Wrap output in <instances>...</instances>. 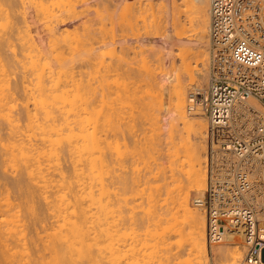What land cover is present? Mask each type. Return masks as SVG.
Instances as JSON below:
<instances>
[{
	"label": "bare ground",
	"instance_id": "1",
	"mask_svg": "<svg viewBox=\"0 0 264 264\" xmlns=\"http://www.w3.org/2000/svg\"><path fill=\"white\" fill-rule=\"evenodd\" d=\"M1 1H3V0H1ZM5 1L6 2H9V0H5ZM5 1H3V2H5ZM21 1L23 2V0H21ZM39 1H40L39 3H42V4L44 3L43 1L41 2V0H39ZM44 1L46 2L47 0H44ZM68 1L70 2L71 0H68ZM79 1L81 3L83 0H79ZM173 1H174L173 2L174 3L173 4L174 7L172 9H174V10H172L171 7H170V9L172 11L171 13H173V14L171 15V19H170V22H169V24H170V26H169V33H168L169 34V37L173 36L174 33L176 34L175 36H177V37L181 36L184 33L181 37L187 38V35L189 34V31L191 33V30H189V28H191L194 25V26H196V30H195V27H192L191 29L194 28L193 31L194 30L196 31V32L195 31L194 32L197 33L195 35L197 36L198 39L197 40H192V41L183 40L182 38L181 39L183 40L182 43L185 44V45L186 44L187 45H189V44L190 45H193L194 44V48L196 47V49H197L196 52L197 53L198 52L201 53V51L203 49L202 47L205 46V43L206 44L208 43V35H209L208 28L210 26V0H180V3H176V0H173ZM37 2H38V0L36 1V4H37ZM73 2H74V0H73ZM77 2H78V0H77ZM135 2H134V5H135ZM141 2H142V0H141ZM150 2H148L147 5L151 4ZM171 2H172V0H171ZM177 2H179V1H177ZM96 3L98 4L99 2H96ZM106 3H107V1H106ZM106 3H104V6L106 5ZM142 3L145 4V2H142ZM165 3H166V1H165ZM165 3L163 2V6H165L164 5ZM8 4H11V3L10 2L7 3V7H8ZM18 4H20V3H18ZM36 4H35V6H36ZM75 4H77V3H75ZM75 4H73V5H75ZM108 4H107V7L105 6L106 8H108V10L105 9V11L106 10L109 11V8H110L109 6L110 5H108ZM139 4L141 6V3L140 2H139ZM0 5H1V7H0L1 8L0 13H1L2 11H4V8L2 9V4H0ZM23 5H24V3H23ZM38 5H40V4H38ZM46 5H48V4L46 3ZM46 5H45V7H46ZM73 5L70 4L69 7H71ZM132 5H131V7H132ZM167 5L168 4H166V7H167ZM11 6H13V5H11ZM89 6H90V4H89ZM122 6H124V4H122ZM136 6H134V7H136ZM3 7H5V4H3ZM7 7H6V9H7ZM9 7H10V5H9ZM20 7H21V4H20ZM93 7H95V6L93 5ZM127 7L128 6H126V8ZM21 8H20V10H21ZM67 8H68V6L65 9H67ZM97 8L99 9L100 6H98ZM140 8H141L140 11H143L142 8H144V7L142 6ZM148 8L151 9L152 6L151 7L149 6ZM153 8H154V6H153ZM180 8H183V9H180ZM14 9H15V7H14ZM38 9L39 8L37 7V10ZM44 9H42V10H44ZM62 9H63V7H62ZM134 9H136V8H134ZM154 9H151V10L154 11L153 16H156L157 13H155V10ZM39 10H41V9H39ZM59 10H61V9L59 8ZM72 10L73 9H71L69 12H72ZM85 10H86V8H85ZM121 10H119V11H121ZM125 10H127V9H125ZM8 11L9 10H7L5 12L8 13ZM23 11H24V9H23ZM83 11L84 10H82V12ZM134 11H132L133 14H134ZM42 12H40V11L38 12L37 11L36 12V15L38 13H40V14H38V17H40ZM182 12H185L187 14L189 13L188 14V17H190V20L189 21L192 22L191 23L192 26L190 24L191 27H189V28L187 27L188 29H186V26H185L186 24L181 19V13ZM3 13H2V15H4L3 16L4 18H5V15H6V18L9 17L8 16L9 14H6V13L3 14ZM12 13H14V11ZM17 13H18V11H17ZM98 13L100 15L101 12H98ZM120 13H122V12H120ZM104 14H106V13H104ZM107 14L108 15L111 14V16L109 17L110 20H111L112 19L111 17L113 16L112 13H109L108 12ZM107 14H106V16H107ZM133 14H132V16H133ZM149 14H151V12ZM48 15H51V14H48ZM68 15H70V14H68ZM80 15H81V13H80ZM117 15H118V13H117ZM137 15H136V17H137ZM142 15H143L144 18H145V16L148 17L147 14L146 15L145 14H142ZM18 16H19V14H18ZM63 16H61L60 19ZM119 16L121 17V14ZM21 17H23V16H21ZM25 17L26 16H24V18ZM76 17H78V16H76ZM149 17H150V15H149ZM11 18L9 17L4 22L5 23H8L9 22V19L11 21ZM44 18H45V16H44ZM122 18H121V20H122ZM129 18H132V17H129ZM144 18H142V19H144ZM157 18H158V16L155 17L156 20H157ZM25 19H24V22H25ZM34 19H35V17H34ZM41 19H43V17ZM45 19H47V18H45ZM60 19H58V21ZM99 19H97V20L99 21ZM102 19L103 18H101L100 21ZM106 19H107V17L105 18V20L103 19L104 20L103 23H105ZM116 19H118V17ZM2 20H3V18L1 19V21ZM124 20H126V19H124ZM139 20L141 22V19H139ZM152 20L154 21V19H152ZM161 20H162V18H161ZM161 20H160V22H161ZM90 21H94V20H91L90 19V20L85 21V22H89L90 25H91V23H93V22H90ZM129 21H131V20L129 19ZM137 21H138V19H137ZM158 21L159 20H157L156 22H158ZM27 22L28 21H26V23ZM61 22H62V20H61ZM11 23H12V21H11ZM53 23H52V25H53ZM81 23L83 24V22H81ZM130 23H131L130 25H132V22H130ZM135 23H138V22H135ZM146 23H148V21ZM154 23H155V21H154ZM158 23H156V24L160 28L157 29V32L159 31V29L162 30V27L161 26H163L162 24H159V25H161V26H159ZM167 23H168V20H167ZM22 24H23V21H22ZM45 24H47V23H45ZM100 24H101V22H100ZM100 24H98V25H100ZM109 24H111V23L109 22ZM119 24H121V23H119ZM123 24H122V26H123ZM163 24H164V22H163ZM90 25L88 24V26H90ZM98 25L95 24V26H98ZM130 25H129V28H130V31H131V28L133 29L134 27H130ZM150 25H151V23L148 26L150 27ZM1 26H3V25H1ZM8 26H10V25L9 24H6V27H8ZM13 26L14 25L11 24L10 27L12 28ZM20 26H22V25H20ZM20 26L19 25H15V27H14L15 28L14 31H16L17 33L19 32V35H20V32H22L21 31L22 30V27H24V26H22L20 28ZM45 26H48V25H45ZM88 26H87V28H88ZM111 26L113 27L112 24H111ZM111 26H110V28H106V30L108 32L105 30V34L108 35L109 33H111V32H109L110 30H112L111 29ZM125 26H126V24H125ZM132 26H134V25H132ZM28 27L29 26L27 25V28ZM52 27H54V26H52ZM138 27H139V25L137 26V28ZM92 28L93 27H91V30H92ZM125 28L126 29H124V27H123V29L125 31H127L128 30L127 27H125ZM141 28L143 29V26ZM163 28H164L163 30L165 31V29H166L165 26H163ZM42 29H43V27H42ZM83 29H84V26H83ZM153 29L155 30V26H154ZM153 29H152V31H153ZM173 29H174L175 32L172 34V30ZM185 29L187 31L188 30L189 31L187 33H185L186 32ZM1 30L2 31L4 30L5 34H8V33H6V31L9 32L8 31L9 29L7 30V28L6 29H0V31ZM85 30L86 29H84L83 32H85ZM2 31H1L0 41H2V39H3V38L1 39L2 35L4 37V33H2ZM24 31L25 30L23 29V32ZM26 31H27V29H26ZM98 31L100 33H98L96 31V34L97 33L98 34H101V32H103L102 30L101 31L98 30ZM134 31L136 32V30H134ZM139 31H140V28H139ZM13 32H11V33L13 34ZM29 32L30 31H28V33ZM81 32H79V33H81ZM154 32H152V33H154ZM126 33L128 34V32H126ZM131 33L134 34L133 31H131ZM137 33H138V31H137ZM88 34L90 35L89 32H88ZM92 34H94V33H92ZM124 34L125 33L122 34L123 37H125ZM132 34H130V35H132ZM145 34H147V33H145ZM148 34L146 35L147 37H148ZM159 34H162V33L158 32L157 35H159ZM9 35H10V33L8 34V36ZM11 35L9 36V39H8V37L6 38L7 40L6 39H3V40L6 41L5 43L8 46H10V47H12L17 42L13 38V35L14 34L12 36ZM130 35H128V36H130ZM135 35H137V34H134L133 36H135ZM150 35H154V34H151V32H150ZM191 35H194V34L191 33ZM6 36L7 35H5V37ZM61 36L63 37V35H61ZM91 36H93V35H91ZM95 36L96 35L94 34L93 38H91L92 39V44L95 43V40H96V39L94 40V37ZM97 36L99 37V35H97ZM108 36H106V37H108ZM15 37H17V36H15ZM21 37H22V35H21ZM29 37H30V34H29ZM103 37H104V35H103ZM111 37H110V39H111ZM127 37H126V39H127ZM135 37H137V36H135ZM193 37H195V36H193ZM31 38H32V36H31ZM102 38H100V39H102ZM131 38H133V37L131 36ZM188 38L190 39V37H188ZM10 39H12V40L15 41L13 45H12V42L13 41H10ZM21 39L24 40V41L26 40V38L24 36ZM88 39L90 40V38H88ZM88 39H86V40H88ZM22 40H20V42ZM27 40L29 41V44H27L28 41H25L26 43L24 41H22L23 44H24L22 46V48L25 51L23 53L21 52V54H23L22 56L21 55H18V53H20V52L17 53V51H15V50H19V48H17V49L15 48L14 49L13 48L14 46H13L12 47L13 48L12 50L9 47L10 50H11V51L9 50V53L13 51V54L10 55L11 57H9L10 59H4L3 55H4V53L6 51H8V50H5V48H4L5 43L1 45L3 47L2 51L5 50V52L3 53V55H2V51L0 52L1 53L0 54V158H2L4 167H6V169H9L10 168L12 171L15 172V174L16 173L19 174V176L15 178L16 180L13 179V180L16 181V183L14 185H16V187H18V189L23 190V192H24V194H23V192L20 191V193L22 192L21 194H23V198L22 199L20 198V201H19V198H15V197L13 198L11 196L10 192H12V194H13V191H10L9 192V190H10V189H8L9 187H6V186L9 185V184H7V182H5V184H7L6 186L4 185V181L2 183L6 188L3 185H0V264H93L94 260L96 261V260H99L101 258H106V257H107L106 258V261L107 262H105V264L106 263H108V264H151L152 263L151 261H152L153 257L155 256L154 252H150L148 254L143 252V249L145 247H149L150 246L149 243L147 242V240L142 237V233H141L142 228L146 224L144 223V226L142 227L141 221L143 219L140 218V219H142L140 221L139 219H137V216L135 215L136 210L139 209L138 207L143 208L142 207L143 206L142 204H144V206H146V207H147L148 204L150 206H152L150 204L151 202L150 203H147V205H146V203H142L143 200L145 198H147V196H149V194H151V192L148 195L145 194L146 191H147V190H145L146 189V185L145 186L143 185L145 187V189H144L145 191H144V193L142 191V194H144L146 197L144 199H143L144 196L142 197V199H143L142 202H139V199L141 201V196L138 194V190H136L137 187L138 188L141 187L139 184L142 185L143 184L142 181H144V180L146 181V179H148L149 176H147L146 174H142L141 173V170L139 169V172L138 173H136V171H135V173H136L135 175H132L131 174L132 175V176L130 175L131 177L129 176L128 178L125 177V178L121 179L122 180V183L120 182L121 185L119 187L116 186L118 189L116 187H114L115 186L114 183H113L114 186H112L113 184L112 185L109 184L110 181H107L106 180V178L109 179V177H106V173H109V170H110V167H111V162H110V160L108 158V153H107L108 151L106 152V147H107V150H108V147L111 146L112 144L110 145V142L107 141V138H105V137L103 138L104 135L102 136V134H100V132H99V131H101V133L104 132V134L106 132H108V131H106V132L103 131V130L106 129L105 128V124L104 125L101 124L102 126H104L101 129L100 127H102V126L98 123L99 121H97V120L94 119L96 117V115H101V114H97L98 109L96 108L101 103V100H100V103L97 105L96 102L98 101L97 100L98 98L97 99H94L93 98V95H95V94H92L94 92L92 90H89V89H91V87H87L88 89H87V92H85V93L89 97H87L86 94H84L85 95V98H87V99H85V100L83 99L82 100L80 98L81 101H83L81 103L79 101L80 99L78 100V98H79V96H82V98H84V95L82 94L83 92L81 93V95H79L80 92L82 91V89L80 88V89H77L76 90V88L83 87V91H84V87L88 85V81L87 82H84L87 85H84L83 86V83H81V81L83 80V78H81V76H79V72H76L74 70V67H77V66L72 65L73 62L70 59V61L68 60L69 62H66L65 63V61H64L63 62L64 63L63 66L61 64V66L64 67V69H65L64 71L63 70L61 71L60 69H59L60 72L59 71H56V72L53 71L52 68L51 69L49 68V67H51L50 66V63L48 65L46 60L45 61H42L43 59H45V58L42 59L44 52H42V51L40 52L39 51L40 49L38 50L39 47L35 45L36 41L35 42H32L31 39H30L31 41L29 39H27ZM66 40H68V39L66 38ZM86 40H85V43H86ZM93 40H94V42H93ZM97 40H99V39H97ZM105 40H106V38H105ZM105 40L103 42L106 43ZM55 41H57V40L55 39ZM55 41H54V43H55ZM60 41H61V39H60ZM81 41L82 40H80V42ZM116 41L118 42V40H116ZM90 42L91 41H89V44H90ZM109 42H111V40ZM131 42H132V40H131ZM2 43H3V41H2ZM19 43H17V44H19ZM40 43H41V41L39 42V44ZM21 44H20V47H21ZM77 44L78 43H76V46H73V47H75V49H78L76 47H79L78 45L79 44H82V43H79L78 45ZM97 44L99 45L100 43L97 42L96 45ZM59 45H60V43H59ZM103 45L104 44L102 43V47H103ZM126 45L128 46V44H126ZM137 45L138 44L136 43V46ZM8 46H7V49H8ZM40 46H41V44H40ZM54 46H53V48H54ZM109 46H107V47H109ZM115 46H117V45H115ZM139 46L140 45H138V47ZM155 46H159V45L156 44ZM56 47H55V49H56ZM107 47H106V49L108 50ZM134 47H132V48H134ZM149 47H148V49H149ZM31 48L34 49V50L36 49V51H39V53H42V56H40L41 54H35V53H38V52H35L34 53V51ZM41 48H42V50H44V51L46 50L47 51V49H43V47H41ZM62 48L60 49V52L64 51V49H66V48H64L62 50ZM95 48L96 47H94V50H97ZM140 48H141L140 49V51H141L142 50V47H140ZM145 48H146V50H148L146 46H145ZM159 48H160V46H159ZM159 48H157V50ZM183 48H185V47H183ZM183 48H181V49H183ZM199 48H201V49L199 50ZM29 49L32 50L33 51L32 53H34L35 55L32 54ZM82 49L84 50V48H82ZM90 49H92L91 48V45H90ZM129 49H130L131 52H128V53H132V50L133 49L131 50V47ZM151 49L154 50L155 48L152 47ZM185 49L181 50L180 52H185L186 57L188 56V53L189 52H191V54L193 53L192 51H190L189 48H188L189 49V52H188V49L187 50H185ZM78 50H80V49H78ZM114 50L115 49H113V51ZM119 50H120V48H119ZM122 50H120V51H122ZM125 50H128V49L126 48ZM172 50H173V48L171 49V51ZM85 51H86V49H85ZM120 51H118V52H120ZM186 51H187V54H186ZM97 52H95V53H97ZM100 52H99V54H100ZM107 52L110 53V51H107ZM115 52H116V50L113 52L115 55L118 54L117 52L116 53ZM141 52H143V50ZM158 52H160V54H161V51L158 50ZM202 52H204V51H202ZM9 53H7V57L9 55ZM53 53H55V51ZM149 53L151 54L152 51L149 52ZM155 53L157 55V52H155ZM155 53H153V54H155ZM65 54H67V53L65 52ZM70 54H69V56H67V55L66 56L67 57H70L71 56ZM80 54H82V53H80ZM104 54H106V53H103L102 55H104ZM134 54L135 53H133V55ZM139 54H138V56H139ZM142 54H143V57L146 56L145 53H141V55ZM160 54H158V55L160 56ZM191 54H189V55H191ZM206 54H207V52H206ZM121 55L123 56V53H121ZM183 55H184V53H183ZM192 55L194 56V53ZM197 55H198V57L201 56L200 58H203V59H201V63H202V66H203L202 67L203 71L202 70H199V71L197 70L198 71L197 72L198 73V76H199V78H201V80H203L202 78H204V80L205 79L207 80L209 76H207L208 73L206 71V68L204 67L205 64L207 63L206 62L207 58L202 57L204 55H200V56H199V54H197ZM19 56L22 57L23 59H20ZM66 56L64 55V60H65V57ZM107 56H109V55H107ZM117 56H120V55H116V57ZM130 56H132V54ZM130 56H128V58ZM159 56L155 57L156 60H157V58ZM182 56H181V58H182ZM205 56H207V55H205ZM52 57H54V56H52ZM85 57H88V56L86 55ZM98 57H97V60H98ZM104 57H106V55H104L103 58ZM186 57H185V59H186ZM111 58H113V57L111 56L109 58V60ZM122 58L125 60L126 57L123 56ZM142 58H140V59H141V61L144 62L142 64L145 67L143 69H147L148 67H150V65H148V63L146 62L149 58H148V56L145 57V59L144 58L142 59ZM146 58H147V60H146ZM150 58H152L151 60L153 61L154 56L153 57H150ZM174 58L176 59V56H174ZM187 58H189V56ZM194 58H196V57H194ZM79 59H81V57ZM82 59H83V57H82ZM117 59H119V57H117ZM131 59H133V58H131ZM131 59H130V61H132ZM179 59H180V57H179ZM185 59L183 58V61L181 60L182 63H183L182 66L179 65L181 71L178 72V69H177V72H174V73H177V75L174 77L175 79L174 80H171L172 78L170 79L171 82L173 81V83H171L172 85L169 84L171 86L168 87V88L171 89V90L169 89L170 90V91H168L169 93L167 92L168 93V96H169L168 97L169 101L166 100V99H164L166 97H163V92L167 91V89L165 88V85H163L164 83H161L162 80L159 81V79H158L159 76L156 77V75H155L156 74L155 73L156 70H153L151 67H150V69H152L153 71L150 70L149 68L146 70V75L149 74V71L152 73V74L150 73L151 76H152V78L151 79L149 78V79L154 82V84H155L154 87H152V88H149L148 87L147 88V86H148V84L146 83L147 81L145 83H142L141 82L142 84H144V85L146 84L147 85V86H145L146 89H152L151 91L150 90H146V94H147V91H148V96H146V98H145L144 101H143V99H142V102L141 103L139 101V103L141 104V109L144 108V105L145 106L147 105L148 108L146 107L147 109H144V111H146L148 109H150V110H153L154 109L155 110V112L153 110V113H151V114H150L149 111L144 112L145 115H146L147 112L150 114V118H149V114H148L147 117H146V119L149 118L152 121V124H156L159 121L161 122V119H160V117L158 115L159 112L161 111L160 108L161 109L163 108L164 102H165V104L168 102L169 105L166 104L167 106H169L168 107V110L166 108V105H165V108H166L167 112L169 113V115L167 114L168 117L172 119V123H174V125H175L174 128L176 129L177 124L178 123H181V124H183L182 126L184 127V132H187L188 133V132L192 131L191 133L192 134H195L194 137H193V139H191V140H193V142L188 141L187 142L188 145H186V150L188 151L187 152V156H186L188 158L187 166H189V168L186 169L187 166L185 168L183 167L184 165L181 166V164H182V162H181L180 163V166L182 167V169L180 168L179 169L180 172L178 173V175L180 174V177L175 178L176 181H177V184L175 183L176 186L173 189L172 188L169 189L170 188L169 187V188H167L169 190H166V191H169L168 192L169 195H167V197H170L171 196V198H173V200H172L173 202L171 201V205L173 204V206L169 208V211L168 212H169V214H171V218L172 219L173 218L176 219L177 222H178V217H180V216H182L184 218V220H185L186 223L188 221V223H187V229H188V227H190V232H189L190 233L189 234V236H190V240H189L190 242L189 243L190 244L189 245L191 246L190 247L191 250L194 251L193 253L196 252L197 254L201 255V257L204 259V258H207L206 252L207 251L209 253L211 252V255L215 258V260H218L217 262L218 263L221 262L222 264H243L242 262H244L245 264H247L245 262V256H246V254L244 253V251H245L244 249L245 248L248 249V246L246 245L247 243H246V239H245L244 234L241 231H239V230H234V228H231V229H229V230L226 231L225 238H224V240L222 242L215 243V244H209L208 243V233H207V230H208V220H207V216L205 215V212L202 213V215H203V217L205 219V222H206V224H205V222L201 218V215L199 214V212L191 204V200L190 199H191V191H192V189H194V188H196L198 190L203 189V190H201L199 192L201 194V196H202L203 195V192L208 187L209 180H208V177H207V171L205 170L206 167L204 168V166H203V163L205 161L204 160L205 157L203 158V156H205V153L207 152V151H205L206 150V148H205L206 147L205 146V142L207 141L208 133L211 131V127H210L209 121H208L209 126L207 125L206 119L208 120V117L205 118V116H204V117H202L203 119H201V114L206 115V113L203 111V109H199V110H202V111H200L201 113L199 111H197L196 113H191V114L189 113V111L187 109V104H186L187 103V101H186L187 100L186 99V96H187V86L190 83H194V80L195 79H194V76H193V70L194 69H193V67H192L191 64H188L189 63L188 61H187V63L185 62ZM58 60H60V59L58 58ZM89 60H91V59H89ZM156 60H154V61H156ZM186 60H188V59H186ZM73 61H74V59H73ZM83 61H84V59H83ZM85 61H87L89 63L88 60H85ZM102 61L106 62L104 59ZM21 62H22V64H21ZM43 62L49 66L48 67L49 69L45 67L47 65H45ZM104 62L102 64H104ZM127 62H128V60H127ZM134 62H136V59H135ZM137 62H138V60H137ZM59 63H62V62H59ZM59 63H58V65H59ZM107 63H109L108 59H107L106 65H108ZM111 63H112V66H115L117 64L116 63V64L113 65V62H111ZM111 63H109V64H111ZM146 63H147L148 66H145ZM190 63H191V61H190ZM18 64H21L22 66L21 65L19 66ZM156 64L159 65L158 62H156ZM75 65H77V63ZM95 65H96V63H95ZM127 65H129V64H127ZM132 65L133 64H131L129 66H132ZM143 65L142 66L140 65V66L143 67ZM189 65H191V66H189ZM17 66H19L21 70L24 69L23 70V73L21 71V75H20L21 76L20 78L22 80V83H18L17 82L18 81L17 79H19V78H17L19 76V75L17 76V72L20 73V71H17V70L15 72V69L17 68ZM98 66H99V64H98ZM116 66H118V64ZM136 66H138L137 69H139V65L137 64V65H135V67ZM175 66H176V64H175ZM177 66H178V64H177ZM21 67H23V68H21ZM88 67H89V65H88ZM104 67L102 68V67L99 66L98 68L104 69ZM132 67H131V69H132ZM141 67H140V69H141ZM124 68H126V67L124 66ZM124 68H122L121 70H123ZM109 69H111V68H109ZM116 69H114V67H113V71L112 72H115ZM154 69H156V68L154 67ZM98 70H101V69H98ZM108 71L110 72V70H108ZM75 72L77 74L74 75ZM120 72L121 71L119 69L118 70V75L119 76H120ZM56 73H58V76L55 75ZM90 73H92V72H90ZM139 73H141V70H140ZM142 73H144V72H142ZM153 73H154V76H153ZM13 74L14 75L16 74V78L17 79L15 78V76ZM62 74H64V78H62L63 77ZM114 74H116V73H114ZM122 74H121V76H122ZM170 74H173V73H170ZM77 75L80 77V79H79V77ZM89 75H91V74H89ZM89 75H87V76L89 77ZM102 75L104 76V72L102 73ZM105 75H106V71H105ZM131 75H133V74H131ZM76 76L78 78H76ZM140 76H142V75H139L138 77H140ZM90 77L92 78V76H90ZM117 77H115V78L117 79ZM122 77L124 78V77H126V75L125 76H122ZM135 77H136V75H135ZM138 77H136V78H138ZM148 77H144V78L146 79ZM13 78H15V80H17V81H13L14 80ZM75 78L77 80H79V81H77ZM91 78H90V80H92ZM96 78L98 79V77H96ZM102 78H104V77H102ZM113 78H114V76H113ZM136 78H134V79H136ZM169 78H170V75H169ZM109 79L112 81V78H109ZM118 79H119V77H118ZM140 79L142 80V78H140ZM167 79H168V76H167ZM167 79L164 78V81L167 80ZM21 80H20V82H21ZM84 80L86 81V79H84ZM87 80H89V78ZM99 80H98V85H99ZM103 80H101V81L103 82ZM120 80H118V81H120ZM136 80H138V79H136ZM95 81H94V84L97 83ZM116 81L117 80H115V82ZM121 81H120V85L121 86H124L125 84L124 85L121 84L124 80L122 82ZM132 81H133V79H132ZM132 81L130 82L131 84H133ZM138 81H139L138 83H140V80H138ZM13 82L14 83L16 82L14 86L12 84ZM79 82L81 83V85H79L80 84ZM104 82H106V81H104ZM108 82H109V80H108ZM108 82H107V85H108ZM133 82H136V81H133ZM148 82H150V81L148 80ZM151 83H149V84H151ZM169 83H170V81H169ZM18 84L21 85L20 86L21 87V90H23L24 93H25L24 94L25 95L24 97H23V95L20 96L22 98H19V96L16 95V93H17L16 90H17V88H19V85ZM91 84H92V86L94 85L93 83H90L89 86H91ZM128 84H129V82H128ZM100 85H102V83H100ZM120 85H119V87H120ZM139 85H136V86H138V88H139ZM126 86H127V83H126ZM126 86H124V87H126ZM134 86L131 85L129 89H131L133 87L134 92H135ZM97 88H95V89H97ZM99 88L101 90L102 87H99ZM99 88L97 89L98 93L96 92L97 95H99ZM107 89H108V87L107 88L106 87L105 88L103 87V92H104V90L107 91ZM113 89H115V87ZM122 89H123V87H122ZM122 89L120 88L119 90H120V92H122V94H124L123 91H122ZM143 89L144 88L142 87V91H143ZM196 89L197 90H201V91L203 90V88H201V86L196 87ZM23 91H21V93ZM116 91L117 90H115V92ZM126 91H128V90H125V92ZM136 91H138L137 88H136ZM139 91H141V90H139ZM139 91L137 92L138 93V97H139ZM108 92H109V90H108ZM129 92H131V91H128V93ZM189 92H191V91H189ZM101 93H102V90L100 91V94ZM132 93H133V91H132ZM141 93L142 92H140V97H141L142 94H144V93H142V94ZM109 94H111V93H109ZM101 95H103V94H101ZM112 95H113V93H112ZM105 96L107 97L108 94L105 95ZM105 96H104V98H105ZM125 96H126V98L128 97L127 94ZM91 97H92V100L95 101V102H93V101L90 100ZM143 97H144V95H142V98ZM147 97L150 98L148 102H147V100H148ZM110 98H111V96H110ZM110 98L107 97L106 99H109V101H111ZM114 98H115V96H114ZM118 98H120V97L118 96ZM118 98L116 97L117 101L119 100ZM123 98H124V96H123ZM19 99H22V101H20ZM116 99L114 101H116ZM128 99H130V98H127L126 100L128 101ZM134 99H136V98H134ZM134 99H131V100H134ZM120 100H122V99L120 98ZM117 101L114 102V103L117 104ZM133 102H135V101H133ZM79 103H81V104H79ZM137 103H138V101H137ZM94 104H96L97 106H95ZM104 104H102V105H104ZM112 106L113 105H111L110 107H112ZM118 106L119 105L117 104V106H115V107H118ZM99 107H100V105H99ZM115 107H114V109H116L118 111H121L123 109L122 106H120L121 108L119 107V109L118 108H115ZM237 107H238V110H242V109L244 110L245 108H251V109H254V111H257L258 113H262L261 110H264V107H263L262 103H260L255 98H249L247 101H245L242 104H239ZM105 108H106V106H105ZM105 108H103V110ZM124 108L126 110L127 108H129V106H127V108L126 107H124ZM131 109H132V107H131ZM131 109H129V110L132 112ZM134 109H137V107L135 106ZM134 109H133V112H136V111H134ZM157 109L160 110V111L156 112ZM99 110H101V109H99ZM116 110H114L115 111V114H116ZM139 110H140V108H139ZM139 110H138V112H139ZM123 111L124 110H122V112ZM126 111H125V113H126ZM101 112H103V111L101 110ZM104 113L106 114V112H104ZM119 113H121V112H119ZM107 114L105 116H107ZM165 114H166V112H165ZM165 114H164V117H165ZM137 115H140V117H141V115H143V113L142 114L141 113L140 114L138 113ZM197 116H199V118ZM99 117H98V119L99 120L101 119L100 121H102L103 120V115H102L101 118H99ZM108 117H106V118H108ZM137 117H135L133 119L135 120ZM125 118H127V117L125 116ZM141 118H143V117H141ZM141 118L138 117L137 119L139 120ZM122 119H124V118L122 117ZM143 119H141V120H143ZM111 120L112 121H110V119H109V121H110L109 124L111 122H113L112 116H111ZM107 121L105 120V122H103V123H106ZM115 122H117V121H115ZM118 122H120V121H118ZM169 122H171V121H169ZM100 123H102V122H100ZM135 123H136V120H135ZM135 123H133L131 125L129 123L128 124V129L130 128V130H133L134 129L133 127L136 125ZM175 123H177V124H175ZM106 124L108 125V122ZM129 125H130V127H129ZM174 125L172 124V126H174ZM118 126L120 127L121 125L119 124ZM98 127L100 128L99 131L97 130ZM117 127H116V129H118ZM106 130H108V129H106ZM112 130L114 131L113 128L111 129V131ZM126 130H127V128H126ZM117 131H119V130H117ZM123 131H125V130L123 129ZM176 131H178V130H176ZM120 133L121 132H119L118 135H121L122 134V133L121 134ZM116 134L114 133V136ZM105 135H107V134H105ZM153 139H152V141H153ZM156 142H157L156 140H155L154 143L152 142L153 143V147L152 148H154V147L156 148L158 146V143H156ZM137 144H139V142ZM136 147H138V146L136 145ZM146 147H148V145H146ZM120 152L123 153L124 151H120ZM147 156L148 155L146 154L145 158H147ZM235 156L237 157V155H235ZM139 157H141V156H139ZM142 157H143V155H142ZM149 157H152V156H149ZM187 158H186V160H187ZM247 159H248V157L246 158V160ZM133 162L135 163V161H132V166H134V163ZM144 162H146V161H144ZM185 163H186V161H185ZM136 164L137 163H135V165ZM124 167L125 166H123V168ZM6 169H4V173L3 174L6 173L5 172ZM133 170H138V169H133ZM262 171H263V174H264V169ZM15 174H14V176H15ZM1 178H2V180L4 179L2 176H1ZM2 180L0 182H2ZM13 183H14V181H13ZM136 185H139V186L135 187ZM111 186L113 188H111ZM114 188L117 189V191H115ZM139 190L141 192V189L140 188H139ZM148 190H150V189L148 188ZM112 191L114 193H116V194H114ZM262 193H264V184L263 185L262 184L261 185L259 184L258 187L254 191V202H255V205L259 209L260 208L261 209L263 208L262 207L263 206L262 195H261ZM112 194H114V197L115 198L117 196V199H114L113 197L111 198V196H113ZM137 194L140 196V197H138L139 199H137V196H138ZM154 195H155V193L153 194V196ZM113 199H114V202H113ZM147 199H148V201H150L149 197ZM167 199H169V198H167ZM115 200L118 201V203H116ZM136 200H138V203H136ZM154 200H156V199H154ZM134 202L136 204H133ZM118 204H119V206H115V205H118ZM140 204L142 206H140ZM152 204H153V202H152ZM114 207L115 208L116 207H120L119 209L118 208L117 209L119 211H121V212L117 211V209L115 210V212H119L118 214L119 215H122L120 217L123 218L122 220H124L125 222H126V217H124V215H125L124 214V210L129 208V210L131 211V213H133V215H131V216H133V218L132 217L130 218V219H133V220H131L132 221V224H133V227H131L132 225L129 226V225H126L125 223H122L121 224L124 227L127 226V228L125 230H127V231L129 230L130 231V232L128 231L129 233L126 232L125 230H123L124 227L121 228L119 226V229L118 230H117V228L115 229V228L112 227V224H114L112 222H114V221H112L113 218L111 220V217L112 216L114 217V215H111V214H114V209H115ZM149 208H151V207H149ZM143 209H146V208H143ZM129 210H127L128 213L130 212ZM141 211L142 212H144V211L149 212L151 210H148V211L147 210H144V211L141 210ZM142 212H140V210H139L138 213L141 214ZM115 214H117V213H115ZM148 214H150V213H148ZM152 214L155 215L154 211H152ZM117 215H115V216H117ZM119 215L116 217V219L114 217V219L116 221L118 220ZM137 215L140 217L139 214H137ZM145 217H143V218H145ZM150 217H152V216H150ZM182 217H180V218H182ZM183 218H182V221H183ZM155 219H156V217H155ZM122 220L120 221V219H119L118 221L119 222H124ZM131 221H130V223H131ZM145 221L147 223V220H144V222ZM182 221H180V222H182ZM119 222L118 223L115 222V223L118 225ZM180 222H178V223H180ZM203 222L205 224L206 229L204 228ZM116 224L114 225L115 227H117ZM185 224L183 225V227L185 226ZM95 225H97L99 229L96 228ZM128 227L129 228L131 227V228L129 229ZM95 228L99 230L98 233L96 231V233H97L96 235H95V231H94V230H96ZM182 228L179 227L178 230L180 231V229H182ZM115 230L117 231L116 232L117 235H118V232L119 233H122V234H119L118 235L119 236L118 238H116L117 241H114L115 239L114 240L112 239L113 236H114V234H115V232H114ZM182 231H180V233H182ZM127 233H128V236H127ZM129 237L132 240L131 243H129L130 242L128 240ZM111 240H112V242L113 241L114 242H117V245H116V243L115 244H112ZM123 240H125V241H123ZM166 243H167V240L163 239V241H158L156 244H154V246H155V248L160 247L162 250L163 249L164 250L165 249L166 250H169V249H167V248H169V247H167L169 245L168 244L166 245ZM96 244H97L98 247L96 246ZM163 244H165L166 246L163 247ZM151 246H153V245H151ZM164 250H163V252H164ZM95 253H99L98 256L100 255L102 257L96 258L95 257L96 256ZM105 254H106V257L104 256ZM164 254L165 253H163V255L161 256V258L159 260V264H177V262L175 261L177 259V257H178L177 255L173 254L171 251H168V253L166 252V255H164ZM262 254H263L262 255V259H261V261H260L259 264H264V252ZM201 257H200V259H201ZM194 258H195V256H194ZM194 258H192V259H194ZM161 259H162V261H161ZM189 259H191V258H189ZM103 260L105 261V259H103ZM101 261L102 260H99L98 262H100L102 264V262H104V261H102V262ZM186 261H188V259ZM192 261L193 260H191V262ZM96 262H94V263L96 264ZM188 262H190V260ZM197 262L198 263L200 262V264L203 263L202 261H199V260H197Z\"/></svg>",
	"mask_w": 264,
	"mask_h": 264
},
{
	"label": "rangeland",
	"instance_id": "2",
	"mask_svg": "<svg viewBox=\"0 0 264 264\" xmlns=\"http://www.w3.org/2000/svg\"><path fill=\"white\" fill-rule=\"evenodd\" d=\"M3 1H5V0H3ZM3 1H1L0 0V4H2V9L4 8V11H2L1 13H0V18L2 19L3 18V22L1 21V19H0V24L1 25H3V26H1L0 25V29H6L7 28V30L9 31V32H7L6 30V33H10V35L12 34L11 32H13L14 30H15V25H22V26H24V27H22V26H20V28L22 27V32H20V35H19V32L17 33L16 31H14L13 32V38L15 39V41H17L15 44H14V40H12V39H10V41H13L12 42V45L14 46H12L14 49L16 48H19V50H15V51H17V53L18 52H20V53H18V55H23V54H21V52L23 53V52H25L24 50H23V48H22V46L24 45L23 44V42L22 41H24V40H22L21 38L24 36L25 38H26V40L25 41H28L27 39H31L32 40V42H35L36 41V43H35V45L36 46H38L39 48H38V50L41 52H44L43 53V57H42V59L43 58H45V59H43L42 61H47V64L49 65V63H50V66L51 67H49L47 64H45L44 62V64L45 65H47V66H45L46 68H52L53 69V71H59V69L62 71H64L65 69H64V67H62L63 66V62L65 61V63L66 62H69L70 61V59H71V61L74 63H72V65H74V66H77V67H74V70L76 71V72H79V76H81V78H83V80L84 79H86V81L84 80H82L81 81V83H83V86L84 85H87L86 83H84V82H87L88 81V85L87 86H85L84 87V91H83V87H78V88H76V90L77 89H82V91L80 92V94L79 95H81V93L84 95V94H86L85 92H87V87H91V89H89V90H92L94 93H92V94H95V95H93V98L94 99H97L96 101V104L98 105L99 103H100V100H101V103L99 104L100 105V107H99V105L97 106L96 104H94L95 106H97L96 108L98 109V112H97V114H101V115H96V117L94 118L95 120H97V121H99L98 123L101 125V124H105V128L106 129H108V130H106L105 128V130H103V131H108V132H106L105 134H107V135H105L104 134V132H102L101 133V131H99L100 130V128L102 129L104 126H102V127H98V131L100 132V134H102V136H103V138L105 137V138H107V141H109L110 142V145L111 146H109L108 147V150H107V147H106V152L108 153V158H109V160H110V162H111V167H110V170H109V173H106V177H109V179L108 178H106V180L107 181H110V185H112L113 183L115 184V186H114V184L112 185V186H114V187H116V186H120L121 185V183H122V180L121 179H123V178H125V177H129L131 174L132 175H135L136 173H138L139 172V169L141 170V173L142 174H146L147 176H149V178L148 179H146V181L144 180V181H142V185L141 184H139L141 187H139L140 189H141V192H140V190H139V188L137 187V186H139V185H136L135 187H137L136 188V190H138V194L141 196V201H140V199L138 198V197H140L138 194V196H137V199H139V202H142V200L146 197L144 194H142V191H143V193H144V191L145 190H147L146 191V195H148L150 192H151V194H149V196H147V198L149 197V199H150V201H148V199L147 198H145L144 200H143V202L142 203H146V205H147V203H150L152 206H150L149 204L147 205V207L146 206H144V204H140V206H142L143 208H146V209H143V208H141V207H138L139 209H137L136 210V213H135V215L137 216V219H139L140 221H141V225H142V227L144 226V223L146 224L143 228H142V230H141V233H142V237L144 238V239H146L147 240V242L149 243V247H145L144 249H143V252L144 253H150V252H154V254H155V256L153 257V259H152V263L151 264H159V260H160V258H161V256L163 255V253H165L164 255H166V252L168 253V251H171L173 254H175V255H177L178 257H177V259L175 260L176 262H177V264H197L198 262H197V260H199V261H202L201 263L202 264H220L221 262H217L218 260H215V258L211 255V252L209 253L208 251L206 252V255H207V258H202L201 257V255H199V254H197L196 252L195 253H193L194 251H192L191 250V246L189 245L190 243V236H189V232H190V227H188V229H187V223H188V221H187V223L185 222V220H184V218L182 217V216H180V217H182L183 218V221H182V218H180V217H178V222H180V221H182V222H180V223H178L177 221H176V219H172L171 218V214H169V208L170 207H172L173 206V204L171 205V201L173 200V198H171V196L170 197H167V195H169L168 194V192L169 191H166V190H169V189H173L175 186H176V184H177V181H176V179L175 178H178V177H180V174L178 175V173L180 172L179 171V169L181 168L182 169V167L181 166H183L184 168L187 166V161H188V158L186 157L187 156V150H186V145H188L187 144V142L188 141H190V142H193V140H191V139H193V137H194V135L195 134H192L191 132L192 131H190V132H184V127L182 126L183 124H181V123H175V124H177V126H176V129L174 128L175 127V125H174V123H172V119L171 118H169L168 117V115H169V113L167 112V110H168V107L169 106H167V105H169V103L167 102L166 104H165V102H164V105H163V108L161 109L160 108V110H156V112H158V111H160L159 112V117H160V119H161V122L159 123H156V124H152V121L149 119L150 118V114L151 113H153V110H150V109H148V110H146V111H149L150 112V114L147 112L146 113V115H145V113L144 112H146V111H144V109H147L148 107H147V105L145 106L144 105V108H142L141 109V102H142V99H143V101L145 100V98H146V96H148V91H147V94H146V90H152V89H146L145 88V86H147L146 84L144 85V84H142V83H145L146 81V83L148 84V86H147V88L149 87V88H152V87H154L155 86V84H154V82L152 81V80H150L151 78H152V76H151V72L149 71V74L148 75H146V70L149 68L150 69V67L153 69V70H156L155 71V75H156V77H158V79H159V81L160 80H162L161 81V83H164L163 85H165V88L167 89V91H165V92H163V97H166V98H164V99H166V100H168L169 101V99H168V91H170L171 89L170 88H168V87H170L172 84L171 83H173V81L171 82V80H174L175 78V76L177 75V73H174V72H177V69H178V72H180L181 70H180V66H182V61H183V58L185 59V57H186V55H185V52H180L181 50H183V49H185V50H187L188 48L190 49V51H192L193 53H194V56L191 54V52H189V49H188V56H189V58H187L186 57V59H188V60H186L185 59V62L187 63V61L189 62L188 64H191L192 65V67H193V76H194V83H190L188 86H187V96H186V101H187V109H188V104H189V91H191V90H193V89H195L196 87H198V86H201V88H203V90L205 91L207 88H208V85H209V82H210V78H211V61H212V46H211V41H210V31H209V28H208V33H209V35H208V43L206 44L205 43V46L204 47H202L203 49H202V51H204V52H202L201 51V53H197L196 51H197V49H196V47L194 48V44L193 45H185V44H183L182 43V41L183 40H189V41H192V40H197L198 38H197V36L195 35V34H197V33H195L196 31V26H192V22H190L189 20H190V17H188V14L187 13H185V12H182L181 13V19H182V21L186 24L185 26H186V29H188L189 27H195V32L193 31V29H191V28H189V30H191V33L192 34H194V35H191V33H190V31H189V34L187 35V38L188 37H190V39L188 38H185V37H181V36H179V37H177V36H175L176 34L174 33L175 31H174V29L172 30V34H173V36H171V37H169V26H170V24H169V22H170V19H171V15L173 14V13H171L172 11H171V9L174 7L173 6V0H172V2H171V0H142V2H145V4L144 3H142L141 2V0H83L81 3H80V1L78 0V2H77V0L75 1L74 0V2L75 3H77V4H75L74 2H73V0H71L70 2L68 1V0H47L46 2L44 1V0H41V2L43 1L44 3L42 4V3H39L40 1L38 0V2H37V4H36V1L37 0H23V2L21 1V0H9V2L11 3V4H8V7H9V5H10V7L8 8L7 7V3H9V2H3ZM20 1V2H19ZM101 1V2H100ZM106 3V1H107V3H106V7H107V4L108 5H110L109 7V11H107L108 10V8H106L105 6H104V3ZM125 1V2H124ZM138 1V2H137ZM151 1V2H150ZM165 1H166V3H165ZM177 1H179V2H177ZM22 2V3H21ZM50 2V3H49ZM56 2V3H55ZM96 2H99L98 4L96 3ZM134 2H135V5H134ZM139 2L141 3V6H140V4H139ZM148 2H150L151 4H149V5H147L148 4ZM156 2V3H155ZM162 2V3H161ZM163 2L165 3L164 5L165 6H163ZM18 3H20L21 4V7L24 9V11H23V9L20 7V4H18ZM23 3H24V5H23ZM36 4V6H35V4ZM46 3L48 4V5H46ZM52 3V4H51ZM62 3V4H61ZM71 5H73V4H75V5H73V6H71V7H69V5L70 4ZM94 3V4H93ZM138 3V4H137ZM176 3H180V0H176ZM3 4H5V7H3ZM33 4V5H32ZM38 4H40V5H38ZM89 4H90V6H89ZM103 4V5H102ZM122 6V4H124V6H120V5ZM134 6H136V7H134ZM157 4V5H156ZM166 4H168L167 5V7H166ZM11 5H13L14 7H15V9H14V7L13 6H11ZM43 5V6H42ZM45 5H46V7H45ZM52 5V6H51ZM64 5V6H63ZM68 6V8L67 9H65L67 6ZM93 5L96 7H93ZM97 5V6H96ZM131 5H132V7H131ZM146 7H145V6ZM36 8H35V7ZM51 6V7H50ZM57 6V7H56ZM63 7V9H62V7ZM98 6H100V8L98 9L97 7ZM126 6H128L127 8H126ZM144 7V8H142V10L143 11H140L141 10V8L140 7ZM151 7L152 6V8L151 9H154L155 10V13H157V15L156 16H153V14H154V11H152L150 8H148V7ZM153 6H154V8H153ZM0 7H1V5H0ZM6 7H7V9H6ZM37 7L39 8V9H41V10H37ZM74 7V8H73ZM93 7V8H92ZM136 8V9H134V8ZM170 7H171V9H170ZM20 8H21V10H20ZM46 10H45V9ZM49 10H48V9ZM55 8V9H54ZM58 10H57V9ZM59 8L61 9V10H59ZM85 8H86V10H85ZM95 8V9H94ZM123 8V9H122ZM133 10H132V9ZM138 8V9H137ZM42 9H44V10H42ZM71 9H73L72 10V12H69ZM105 9H107L106 11H105ZM122 9V10H121ZM125 9H127V10H125ZM129 9V10H128ZM148 9V10H147ZM161 9V10H160ZM168 9V10H167ZM180 9H183V8H180ZM7 10H9L8 11V13L7 12H5V11H7ZM33 10V11H32ZM39 12H42L41 13V16L40 17H38V14H40V13H38L37 15H36V12L37 11ZM79 10V11H78ZM82 10H84L83 12H82ZM99 10V11H98ZM117 10V11H116ZM119 10H121V11H119ZM124 10V11H123ZM135 10V11H134ZM150 10V11H149ZM172 10H174V9H172ZM0 11H1V8H0ZM14 11V13H12ZM17 11H18V13H17ZM21 11V12H20ZM50 13H49V12ZM57 11V12H56ZM59 11V12H58ZM104 11V12H103ZM132 11H134V14H133V12ZM157 11V12H156ZM162 11V12H161ZM6 13V14H9L8 16L11 18V21H12V23H11V21H10V19H9V22L8 23H5L4 21H6L8 18H6V15H5V18L3 17L4 15H2V13ZM24 12V13H23ZM35 12V13H34ZM98 12H101L100 13V15H99V13ZM112 13V19L110 20V16H111V14L110 15H108L107 13ZM120 12H122V13H120ZM131 14H129V13ZM138 12V13H137ZM143 12V13H142ZM151 12V14H149ZM167 12V13H166ZM3 13V14H4ZM11 13V14H10ZM56 13V14H55ZM70 14V15H68V14ZM80 13H81V15H80ZM104 13H106L107 14V16H106V14H104ZM117 13H118V15H117ZM141 13V14H140ZM161 13V14H160ZM18 14H19V16H18ZM24 14V15H23ZM34 14V15H33ZM48 14H53L52 16L51 15H48ZM65 16H63V15ZM74 14V15H73ZM77 14V15H76ZM79 14V15H78ZM121 14V17L119 16ZM132 14H133V16L136 14H138L137 15V17H136V15L133 17L132 16ZM142 14H147L148 15V17L147 16H145V18L143 17V15ZM12 15V16H11ZM23 16V17H21V16ZM72 15V16H71ZM78 16V17H76V16ZM104 17H103V16ZM117 15V16H116ZM130 15V16H129ZM149 15H150V17H149ZM162 15V16H161ZM2 16V17H1ZM15 16V17H14ZM24 16H26L25 18H24ZM37 16V17H36ZM44 16H45V18H47V19H45L44 18ZM48 16V17H47ZM61 16H63L61 19H60V17ZM74 16V17H73ZM99 16V17H98ZM101 16V17H100ZM158 16V18H157V20H159L158 22H156L157 20L155 19V17H157ZM165 16V17H164ZM34 17H35V19H34ZM43 17V19H41ZM52 17V18H51ZM59 17V18H58ZM71 17V18H70ZM107 17V19L109 20H107L106 19V21H105V23H103V21L105 20V18ZM114 17V18H113ZM118 17V19H116ZM120 17V18H119ZM123 17V18H122ZM129 17H132V18H129ZM144 18V19H142V18ZM164 17V18H163ZM38 18V19H37ZM50 18V19H49ZM66 18V19H65ZM70 18V19H69ZM101 18H103L101 21H100V19ZM121 18H122V20L124 21H122L121 20ZM131 20V21H129V19ZM161 18H162V20H161ZM166 18V19H165ZM24 19H25V22H24ZM41 19V20H40ZM58 19H60L59 21H58ZM85 19V20H84ZM94 20V21H90V22H93V23H91V25H90V23L89 22H85V21H88V20ZM97 19H99V21L97 20ZM124 19H126V20H124ZM137 19H138V21H137ZM139 19H141V22H140V20ZM147 19V20H146ZM152 19H154V21H155V23H154V21L152 20ZM46 20V21H45ZM48 20V21H47ZM53 20V21H52ZM61 20H62V22H61ZM68 20V21H67ZM97 20V21H96ZM128 20V21H127ZM152 20V21H151ZM160 20H161V22H160ZM165 20V21H164ZM167 20H168V23H167ZM22 21H23V24H22ZM26 21H28L27 23H26ZM34 21V22H33ZM51 21V22H50ZM122 21V22H121ZM126 21V22H125ZM134 21V22H133ZM148 21V23H146ZM19 22V23H18ZM54 22V23H53ZM81 22H83V24L81 23ZM95 22V23H94ZM99 22V23H98ZM100 22H101V24H100ZM109 22L113 25V27L111 26V24H109ZM128 22V23H127ZM130 22H132V25H134V26H132V25H130L131 23ZM135 22H138V23H135ZM163 22H164V24H163ZM5 23V24H4ZM18 23V24H17ZM21 23V24H20ZM26 23V24H25ZM45 23H47V24H45ZM52 23H53V25H52ZM107 23V24H106ZM119 23H121V24H119ZM124 23V24H123ZM134 23V24H133ZM151 23V25H150V27L148 26L149 24ZM156 23H158V25L159 24H162L163 26H165V31L163 30L164 28H163V26H161V25H159V26H161L162 27V30H160L159 29V31L158 32H160V33H162V34H159V35H157L158 34V32H157V29L158 28H160V27H158L157 26V24ZM6 24H9L10 26H11V24L12 25H14L12 28L10 27V26H8V27H6ZM36 24V25H35ZM51 24V25H50ZM82 24V25H81ZM88 24L91 26V27H93L92 28V30H91V27L90 26H88ZM94 24V25H93ZM95 24L96 25H98V24H100V25H98V26H95ZM106 24V25H105ZM122 24H123V26H122ZM125 24H126V26H125ZM130 25V27H134L133 29L134 30H136V32L131 28V31H133L134 32V34H137V35H135V36H137V37H135V36H133L134 34H132L131 33V31H130V28H129V25ZM139 25V27L137 28V26ZM142 24V25H141ZM148 24V25H147ZM166 24V25H165ZM168 24V25H167ZM190 24H191V26H190ZM27 25L29 26L28 28H27ZM45 25H48V26H45ZM82 27H81V26ZM121 25V26H120ZM26 26V27H25ZM36 26V27H35ZM45 26V27H44ZM52 26H54V27H52ZM83 26H84V29H86L85 30V32H83L84 31V29H83ZM87 26H88V28H87ZM103 26V27H102ZM105 26V27H104ZM110 26H111V29L112 30H110L109 32H111V33H109L108 35L107 34H105V30H106V28H110ZM143 26V29L141 28V27ZM154 26H155V30L153 29L154 28ZM5 27V28H4ZM42 27H43V29H42ZM98 27V28H97ZM102 27V28H101ZM123 27H124V29H126L125 27H127V29L129 30H127V31H125L124 29H123ZM149 29H148V28ZM188 27V28H187ZM210 27V26H209ZM97 28V29H96ZM100 28V29H99ZM139 28H140V31H139ZM145 28V29H144ZM147 28V29H146ZM153 29V31H152V29ZM11 29V30H10ZM23 29L25 30L24 32H23ZM26 29H27V31H26ZM30 29V30H29ZM104 29V30H103ZM151 29V30H150ZM185 29V30H186ZM36 30V31H35ZM47 30V31H46ZM73 32H72V31ZM98 30H102L103 32H101V34H98V33H100ZM184 30V31H185ZM2 31V30H1ZM1 31H0V36H1ZM28 31H30L29 33H28ZM39 31V32H38ZM46 31V32H45ZM82 31V32H81ZM91 31V32H90ZM96 31L98 32L97 34H96ZM107 31V30H106ZM119 31V32H118ZM137 31H138V33H137ZM143 31V32H142ZM149 31V32H148ZM155 31V32H154ZM187 30H186V32L185 33H187L188 32ZM194 33H193V32ZM26 32V33H25ZM65 32V33H64ZM79 32H81V33H79ZM88 32L90 33V35L88 34ZM108 32V31H107ZM106 32V33H107ZM125 33L124 35H125V37H123V33ZM126 32H128V34L126 33ZM149 33L148 34V37L146 36L147 34H145V33ZM150 32H151V34H154V35H150ZM152 32H154V33H152ZM157 32V33H156ZM2 33H4V37H5V35H7L5 38L3 37V35H2V37H1V39L3 38V39H6L7 37H8V39H9V36H8V34H5V32H4V30L2 31ZM22 33V34H21ZM79 33V34H78ZM92 33H94L96 36L97 35H99V37L100 38H102L103 37V35H104V37L106 38V40H105V38L103 37L102 39H100L98 36L96 37H94V40H95V43H93L92 44V39L91 38H93V36H94V34H92ZM103 33V34H102ZM29 34H30V37H29ZM32 34V35H31ZM48 34V35H47ZM111 34V35H110ZM130 34H132V35H130ZM141 34V35H140ZM11 35V36H12ZM19 35V36H18ZM21 35H22V37H21ZM37 35V36H36ZM61 35H63V37L61 36ZM81 37H80V36ZM86 35V36H85ZM91 35H93V36H91ZM128 35H130V36H127ZM143 35V36H142ZM145 35V36H144ZM190 35V36H189ZM15 36H17V37H15ZM31 36H32V38L34 39H32L31 38ZM49 36V37H48ZM55 36V37H54ZM57 36V37H56ZM91 36V37H90ZM106 36H108V37H106ZM112 36V37H111ZM131 36L133 37V38H131ZM151 36V37H150ZM192 36V37H191ZM193 36H195V37H193ZM19 37V38H18ZM53 37V38H52ZM68 39V40H66V38ZM86 37V38H85ZM110 37H111V39H110ZM126 37H127V39H126ZM145 37V38H144ZM48 38V39H47ZM59 38V39H58ZM64 40H63V39ZM88 38H90V40L88 39ZM183 40H182V39ZM2 39V41H3V43H2V41H0V46L2 45V44H4L6 41L5 40H3ZM18 39V40H17ZM22 40L21 42H20V40ZM24 39V38H23ZM42 39V40H41ZM54 39V40H53ZM55 39L57 40V41H55ZM60 39H61V41H60ZM78 39V40H77ZM86 39H88V40H86ZM97 39H99V40H97ZM108 39V40H107ZM7 40V39H6ZM30 40V41H31ZM39 40V41H38ZM51 40V41H50ZM63 40V41H62ZM67 42H66V41ZM80 40H82L81 42H80ZM85 40H86V43H85ZM94 40H93V42H94ZM106 41V43L105 42H103V41ZM111 40V42H109ZM116 40H118V42L120 43H118ZM124 40V41H123ZM131 40H132V42H131ZM24 41V42H25ZM41 41V46H40V44H39V42ZM43 41V42H42ZM54 41H55V43H54ZM65 41V42H64ZM89 41H91L90 42V44H89ZM100 41V42H99ZM129 41V42H128ZM145 41V42H144ZM149 41V42H148ZM20 42V43H19ZM52 42V43H51ZM100 43L99 45L97 44L96 45V43ZM117 42V43H116ZM122 42V43H121ZM128 44V46L125 44ZM141 42V43H140ZM17 43H19V44H17ZM22 43V44H21ZM26 43V42H25ZM58 43V44H57ZM59 43H60V45H59ZM75 43V44H74ZM76 43H84L83 45L82 44H77L79 47H76V48H78V49H80V50H78V49H75V47H73V46H76ZM102 43L104 44L103 45V47H102ZM111 43V44H110ZM124 43V44H123ZM136 43L138 44V45H140L139 47H138V45L136 46ZM153 43V44H152ZM159 43V44H158ZM17 44V45H16ZM20 44H21V47H20ZM27 44H29V41L27 42ZM26 44V45H27ZM69 44V45H68ZM73 44V45H72ZM119 44V45H118ZM133 46H132V45ZM152 46H151V45ZM159 45L160 46V48H159V46H155V45ZM209 44V45H208ZM16 45V46H15ZM47 45V46H46ZM50 45V46H49ZM52 45V46H51ZM55 45V46H54ZM59 47H58V46ZM63 45V46H62ZM81 45V46H80ZM88 47H87V46ZM90 45H91V48L92 49H90ZM94 45V46H93ZM96 45V46H95ZM109 46V47H107V46ZM115 45H117V46H115ZM124 45V46H123ZM142 45V46H141ZM144 45V46H143ZM148 45V46H147ZM185 45V46H184ZM4 46V45H3ZM7 44L5 43V46H4V48H5V50H8V51H6L5 52V50L4 51H2V49H3V47L0 49V52L2 51V55H3V53H4V55H3V57H4V59H10L9 57H11L10 55H12L13 54V51L12 52H10L9 53V50H10V48H11V50L13 49L12 47H10V46H8V49H7ZM35 46V47H36ZM53 46H54V48H53ZM57 46V47H56ZM66 46V47H65ZM113 46V47H112ZM120 46V47H119ZM135 46V47H134ZM145 46L147 47V49H148V47H149V49L148 50H146V48H145ZM10 47V48H9ZM41 47H43V49H47V51L45 50H42V48ZM47 47V48H46ZM52 47V48H51ZM55 47H56V49H55ZM62 48V50L64 49V48H66V49H64V51L67 53V54H65V52L64 51H62V52H60V49ZM84 48V50L82 49V48ZM94 47H96L95 49H97V50H94ZM106 47L108 48V50L106 49ZM131 47V50H132V53H128V52H131L130 51V48ZM132 47H134V48H132ZM140 47H142V50H143V52H141L140 51ZM155 48L154 50L153 49H151V48ZM159 48L158 50L159 51H161V54H160V52H158V50H157V48ZM183 47H185V48H183ZM21 48V49H20ZM37 48V47H36ZM50 48V49H49ZM69 50H68V49ZM119 48H120V50H122V51H120L119 50ZM122 48V49H121ZM128 49V50H125V49ZM173 48V50L171 51V49ZM181 48H183V49H181ZM32 49V48H31ZM55 49V50H54ZM85 49H86V51H85ZM88 49V50H87ZM113 49H115L116 50V52L118 53V54H116V55H120V56H117V57H119V59H117V57H116V55L113 53L114 51H113ZM145 49V50H144ZM181 49V50H180ZM201 48H199V50H200ZM10 50V51H11ZM21 50V51H20ZM23 50V51H22ZM30 50V49H29ZM33 51H34V53L35 52H38V53H35V54H41L40 56H42V53H39V51H36V49L34 50V49H32ZM32 50H30V52L32 53L33 51ZM92 50V51H91ZM110 51V53H108L107 51ZM113 52H112V51ZM125 50V51H124ZM136 50V51H135ZM157 50V51H156ZM170 50V51H169ZM194 50V51H193ZM49 51V52H48ZM55 51V53H53ZM59 53H58V52ZM84 51V52H83ZM98 51V52H97ZM101 51V52H100ZM118 51H120L121 53H123V56L124 57H126L125 58V60L122 58L123 56L121 55V53L120 52H118ZM140 51V52H139ZM152 51V53L150 54L149 52H151ZM164 51V52H163ZM92 52V53H91ZM95 52H97V53H95ZM99 52H100V54H99ZM115 52V53H116ZM127 52V53H126ZM148 52V53H147ZM155 52H157V55H156V53ZM206 52H207V54H206ZM7 53H9V55H8V57H7ZM34 53H32V54H34ZM48 53V54H47ZM52 53V54H51ZM57 53V54H56ZM71 53V54H70ZM80 53H82V54H80ZM103 53H106V54H104V55H106V57H104L103 58V56L104 55H102ZM120 53V54H119ZM127 55H126V54ZM133 53H135L134 55L136 56H134L133 55ZM140 53V54H139ZM141 53H145V55L146 56H144L143 57V54L141 55ZM153 53H155V54H153ZM176 55H175V54ZM182 53V54H181ZM183 53H184V55H183ZM196 53V54H195ZM203 53V54H202ZM1 54V53H0ZM34 54V55H35ZM59 54V55H58ZM69 54L71 55L70 57H67V56H69ZM86 56H88V57H85L84 55ZM98 54V55H97ZM132 54V56H130ZM138 54H139V56H138ZM158 54H160V56L158 55ZM178 54V55H177ZM180 54V55H179ZM186 54H187V51H186ZM189 54H191V55H189ZM197 54H199V56L200 55H204V56H202V57H204V58H207V60H206V62L208 63H206L205 64V68H206V71H207V76H209L208 77V79L206 80H204V78H202L203 80H201V78H199V76H198V71L199 70H202L203 71V69H202V63H201V59H203V58H200V57H198V55ZM61 55V56H60ZM64 55L66 56L65 57V60H64ZM81 55V56H80ZM93 55V56H92ZM95 55V56H94ZM107 55H109L110 57L112 56L113 58H111L110 60H109V56H107ZM176 56V59L174 58V56ZM183 55V56H182ZM196 55V56H195ZM205 55H207V56H205ZM49 56V57H48ZM51 56V57H50ZM52 56H54V57H52ZM58 56V57H57ZM75 56V57H74ZM79 56V57H78ZM99 56V57H98ZM122 56V57H121ZM128 56H130L131 58H133V59H131L130 57L128 58ZM138 56V57H137ZM148 56V60H147V58H146V62L148 63V65H150V67H148L147 69H143V68H145L144 67V65L142 64V63H144L143 61H141V59L140 58H144L145 59V57H147ZM153 57L154 56V58H153V61L151 60L152 58H150V57ZM157 56H159L158 58H157V60H156V58L155 57H157ZM174 58H172V57ZM181 56H182V58H181ZM185 56V57H184ZM20 57V56H19ZM61 57V58H60ZM63 57V58H62ZM74 57V58H73ZM81 57V59H79ZM82 57H83V59H84V61H83V59H82ZM90 57V58H89ZM96 57V58H95ZM97 57H98V60H97ZM179 57H180V59H179ZM194 57H196V58H194ZM13 58V57H12ZM58 58L60 59V60H58ZM94 58V59H93ZM100 58V59H99ZM107 62V59H108V61H109V63H111V62H113V65L114 64H118V66H112V63L111 64H109V63H107L108 65H106V62H104V61H102L103 59ZM142 58V59H143ZM20 59H23L22 57H20ZM50 59V60H49ZM73 59H74V61H73ZM89 59H91V60H89ZM96 59V60H95ZM116 61H114V60ZM123 61H122V60ZM130 59L132 60V61H130ZM135 59H136V62H134L135 61ZM198 59V60H197ZM69 60V61H68ZM83 62H82V61ZM85 60H88L89 61V63L87 62V61H85ZM119 60V61H118ZM127 60H128V62H127ZM137 60H138V62H137ZM140 60V61H139ZM150 60V61H149ZM154 60H156V61H154ZM182 60V61H181ZM80 61V62H79ZM91 61V62H90ZM95 61V62H94ZM97 61V62H96ZM118 61V62H117ZM121 61V62H120ZM149 61V62H148ZM162 61V62H161ZM190 61H191V63H190ZM199 61V62H198ZM23 62V61H22ZM22 62H21V64H22ZM59 62H62V63H59ZM99 62V63H98ZM104 62V64H102ZM115 62V63H114ZM134 62V63H133ZM154 62V63H153ZM156 62H158L159 63V65L158 64H156ZM42 63V62H41ZM58 63H59V65H58ZM77 63V65H75ZM79 63V64H78ZM87 63V64H86ZM94 63V64H93ZM95 63H96V65H95ZM129 64V65H131V64H133L132 66H129V65H127V64ZM136 63V64H135ZM141 63V64H140ZM147 63L145 64V66H148L147 65ZM154 65H153V64ZM21 64H18L19 66L21 65ZM61 64H62V66H61ZM86 66H85V65ZM93 64V65H92ZM98 64H99V66L100 67H104V69H102V68H98L99 66H98ZM122 64V65H121ZM139 65V69H137L138 68V66H136L135 67V65ZM172 64V65H171ZM175 64H176V66H175ZM177 64H178V66H177ZM88 65H89V67H88ZM91 65V66H90ZM103 65V66H102ZM110 65V66H109ZM143 65V67H141V66ZM191 65H189V66H191ZM19 66H17V68L15 69V72H16V70L17 71H20V73H18L17 72V78H19V79H17L16 78V74L14 75L15 76V78L18 80H15V78H13L12 80L13 81H17L18 83H22V80H21V71H22V73H23V70L24 69H20V67ZM22 66V65H21ZM61 66V67H60ZM82 66V67H81ZM94 66V67H93ZM123 66V67H122ZM124 66L126 67V68H124ZM128 66V67H127ZM171 66V67H170ZM173 66V67H172ZM19 67V68H18ZM70 67V66H69ZM80 67V68H79ZM91 67V68H90ZM107 67V68H106ZM111 68V69H109V68ZM113 67H114V69H120V76L118 75V70L116 69L115 70V72H112L113 71ZM131 67H132V69H131ZM140 67H141V69H140ZM154 67L156 68V69H154ZM158 67V68H157ZM178 67V68H177ZM21 68H23V67H21ZM48 68V69H49ZM62 68V69H61ZM90 68V69H89ZM94 68V69H93ZM122 68H124L123 70H121ZM129 70H128V69ZM171 68V69H170ZM19 69V70H18ZM68 69V68H67ZM66 69V70H67ZM92 69V70H91ZM98 69H101L103 72H104V76L102 75V71L101 70H98ZM152 69H150V70H152ZM69 70V69H68ZM88 70V71H87ZM94 70V71H93ZM108 70H110V72L108 71ZM125 70V71H124ZM128 70V71H127ZM140 70H141V73L142 72H144V73H139L140 72ZM143 70V71H142ZM152 70V71H153ZM174 70V71H173ZM198 70V71H197ZM81 71V72H80ZM100 71V72H99ZM105 71H106V75H105ZM124 71V72H123ZM134 71V72H133ZM138 71V72H137ZM171 71V72H170ZM60 72V71H59ZM69 72V71H68ZM73 72V71H72ZM74 73V75L75 74H77V73ZM90 72H92V73H90ZM99 72V73H98ZM108 72V73H107ZM133 72V73H132ZM94 73V74H93ZM101 73V74H100ZM114 73H116V74H114ZM123 73V74H122ZM126 73V74H125ZM128 73V74H127ZM133 74V75H131V74ZM135 73V74H134ZM137 73V74H136ZM170 73H173V74H170ZM89 74H91V75H89ZM99 74V75H98ZM113 74V75H112ZM121 74H122V76H125L126 75V77H122L121 76ZM142 75V76H140V77H138L139 75ZM164 76H163V75ZM55 75H57L58 76V73H56ZM87 75H89V77L87 76ZM110 77H109V76ZM128 75V76H127ZM135 75H136V77H138V78H136L135 77ZM145 75V76H144ZM169 75H170V78H169ZM62 78H64V74H62ZM78 76V75H77ZM76 76V78H78ZM90 76H92V78L90 77ZM95 76V77H94ZM100 76V77H99ZM113 76H114V78H113ZM119 77V79H118V77ZM131 78H130V77ZM149 76V77H148ZM153 76H154V73H153ZM161 76V77H160ZM167 76H168V79H167ZM66 77V76H65ZM96 77H98V79L96 78ZM102 77H104V78H102ZM107 77V78H106ZM115 77H117V79L115 78ZM122 77V78H121ZM131 79H129V78ZM144 77H148V78H144ZM155 77V78H156ZM75 78V79H76ZM89 78V80H90V78L93 80H87ZM109 78H112V81L109 79ZM134 78H136V79H138V80H140V83H138L139 81L138 80H136V79H134ZM140 78H142V80L140 79ZM150 78V79H149ZM164 78H166L167 80H165L164 81ZM172 78V79H171ZM79 79H80V77H79ZM97 79V80H96ZM100 79V80H99ZM104 79V80H103ZM106 79V80H105ZM123 81H121V80ZM129 79V80H128ZM132 79H133V81H136V82H133L132 81ZM144 79V80H143ZM171 79V80H170ZM20 80H21V82H20ZM77 80V79H76ZM96 80V81H95ZM98 80H99V85H98ZM101 80H103V82L101 81ZM108 80H109V82H108ZM115 80H117L116 82H115ZM118 80H120L122 83V85H124V86H126V83H127V86L126 87H124V86H121L120 85V81H118ZM148 80L150 81V82H148ZM77 81H79V80H77ZM94 81L95 82H97V83H95L94 84ZM104 81H106V82H104ZM114 81V82H113ZM132 81V83L133 84H131L130 82ZM167 81V82H166ZM169 81H170V83H169ZM203 81V82H202ZM107 82H108V85H107ZM128 82H129V84H128ZM142 82V83H141ZM153 84H152V83ZM166 82V83H165ZM16 83V82H15ZM15 83L13 82L12 84H13V86L15 85ZM80 83V82H79ZM81 83L79 84V85H81ZM90 83H93L94 85L92 86V84H91V86H89V84ZM100 83H102V85H100ZM113 85H111V84ZM114 83V84H113ZM149 83H151V84H149ZM106 84V85H105ZM116 84V85H115ZM141 86H140V85ZM168 84V85H167ZM169 84H171V85H169ZM204 84V85H203ZM19 85V84H18ZM97 85V86H96ZM105 85V86H104ZM114 88L115 87V89H113L111 86ZM118 85V86H117ZM119 85H120V87H119ZM134 86V88H135V92H134V89H133V87L131 88V89H129L130 88V86ZM136 85H139V88H138V86H136ZM21 85H19V88H17V93H16V95H18L19 96V98H22V97H20L21 95H23V97L25 96L24 94V91L23 90H21V87H20ZM151 86V87H150ZM99 88V87H102L101 88V90H102V93L101 94H103V95H101L100 94V88H99V95H97L96 94V92L98 93V91H97V89H95V88ZM103 87L105 88H107L108 87V89H107V91L106 90H104V92H103ZM122 87H123V89H122ZM142 87L144 88L143 89V91H142ZM112 90H111V89ZM121 88L122 89V91H123V93L124 94H122V92H120V90L119 89ZM126 88V89H125ZM136 88L138 89V91L139 90H141V91H139V97H138V91H136ZM154 89V88H153ZM156 89V88H155ZM170 89V90H169ZM19 90V91H18ZM108 90H109V92H108ZM115 90H117L116 92H115ZM125 90H128V91H131V92H129L128 93V91H126L125 92ZM21 91H23L22 93H21ZM120 93H119V92ZM132 91H133V93H132ZM108 92V93H107ZM140 92H142V93H144V94H142V95H144V97L142 98V95H141V97H140ZM168 92V93H167ZM19 93V94H18ZM21 93V94H20ZM105 93V94H104ZM109 93H111V94H109ZM112 93H113V95L115 96V98H114V96L112 95ZM117 93V94H116ZM108 94V98H110V96H111V98H110V100L112 101H109V99H106L107 97L105 96V95H107ZM119 94V95H118ZM127 94V98H130V99H128V101L126 100L127 98H126V95ZM130 94V95H129ZM134 94V95H133ZM136 94V95H135ZM146 94V95H145ZM101 95V96H100ZM133 97H132V96ZM165 95V96H164ZM86 96H87V94H86ZM92 96V95H91ZM96 96V97H95ZM104 96H105V98H104ZM118 96L123 100H120V98H118ZM123 96H124V98H123ZM135 96V97H134ZM137 96V97H136ZM87 97H89V96H87ZM116 97L119 99L118 101H117V99H116ZM132 97V98H131ZM87 99V98H85V95H84V98H82V96H79V98H78V100L79 99ZM114 98V99H113ZM134 98H136V99H134ZM141 98V99H140ZM81 99L79 100L81 103L83 102V101H81ZM105 99V100H104ZM113 99V100H112ZM116 99V101H117V104L119 105L118 107H115V106H117V104L116 103H114V102H116V101H114ZM131 99H134V100H131ZM148 99V100H147ZM147 102L149 101V97H147ZM20 101H22V99H19ZM89 100V99H88ZM91 101H93L92 100V97H91V99H90ZM257 100V99H256ZM78 101V102H79ZM109 101V102H108ZM114 101V102H113ZM125 101V102H124ZM127 101V102H126ZM133 101H135V102H133ZM137 101H138V103H137ZM139 101H140V103H139ZM260 103H262V105H263V107H264V100H258ZM93 102H95V101H93ZM107 102V103H106ZM111 102V103H110ZM146 102V101H145ZM81 103H79V104H81ZM105 103V104H104ZM125 103V104H124ZM127 103V104H126ZM137 103V104H136ZM102 104H104V105H102ZM121 104V105H120ZM124 106H123V105ZM135 104V105H134ZM111 105H113L115 108H118L119 109V107L120 106H122L123 107V109L122 110H124L123 112H122V110L121 111H118V110H116V109H114V107L112 108V107H110ZM165 105H166V108H167V110H166V108H165ZM104 106V107H103ZM105 106H106V108H105ZM127 106H129V108H127ZM136 106L137 107V109H134V107ZM105 108L104 110H103V108ZM124 107H126L127 109V111L125 110V108ZM131 107H132V109H131ZM140 108V110H139V108ZM147 107V108H146ZM108 108V109H107ZM110 108V109H109ZM121 108V107H120ZM99 109H101L103 112H101V110H99ZM112 109V110H111ZM129 109H131L132 110V112L129 110ZM133 109H134V111H136V112H133ZM156 109V108H155ZM108 110V111H107ZM114 110H116V114H115V111ZM138 110H139V112H138ZM163 110V111H162ZM125 111H126V113H125ZM142 111V112H141ZM197 111H202V110H197ZM196 111V112H197ZM104 112H106V114H107V116H105L106 114L104 113ZM114 112V113H113ZM119 112H121V113H119ZM154 112H155V110H154ZM165 112H166V114H165ZM196 112H193V113H196ZM261 112L262 113H258L259 114V116H261V118L264 120V110H261ZM111 113V114H110ZM120 115H119V114ZM142 114L143 113V115H141V117H145L144 119L143 118H141L140 117V115H137V114ZM190 113V112H189ZM201 113V112H200ZM113 114V115H112ZM118 114V115H117ZM149 114V118H147L146 119V117H147V115ZM164 114H165V117L167 118H165L164 117ZM168 114V115H167ZM191 114V113H190ZM263 114V115H262ZM102 115H103V120L102 121H100L99 119H98V117L99 118H101L102 117ZM110 115V116H109ZM115 115V116H114ZM127 117V118H125V116ZM157 115V114H156ZM167 115V116H166ZM105 116V117H104ZM110 118H109V117ZM111 116H112V119H113V122H111L110 124L112 125H110L109 124V122L110 121H112L111 120ZM121 116V117H120ZM139 118H141V119H143V120H141V119H137L138 117ZM205 116V118L206 117H208V116H206V115H204V114H201V119H203L202 117H204ZM106 117H108V118H106ZM116 117V118H115ZM122 117L124 118V119H122ZM135 117H137L135 120H136V123H135V120L133 119V118H135ZM198 118H199V116H197ZM97 118V119H96ZM122 120H121V119ZM197 118V119H198ZM109 119H110V121H109ZM149 119V120H148ZM105 120L108 122V125L106 124V123H103V122H105ZM115 121H117V122H115ZM118 121H120V122H118ZM151 121V122H150ZM169 121H171V122H169ZM206 121H207V125L209 126V123H208V121H209V119L207 120L206 119ZM100 122H102V123H100ZM97 123V124H98ZM118 123V124H117ZM130 123V125L131 124H133V123H135L136 125L132 128L133 130H130V128L128 129V124ZM114 124V125H113ZM116 124V125H115ZM121 125L120 127L118 126V125ZM172 124L174 125V126H172ZM130 125H129V127H130ZM98 126V125H97ZM107 126V127H106ZM110 126V127H109ZM118 126V127H117ZM115 127V128H114ZM116 127L118 128V129H116ZM183 127V128H182ZM114 129V131L112 130L111 131V129ZM121 130H120V129ZM126 128H127V130H126ZM182 128V129H181ZM123 129L125 130V131H123ZM173 129V130H172ZM175 129V130H174ZM209 129V128H208ZM117 130H119V131H117ZM176 130H178V131H176ZM116 131V132H115ZM119 132H121L120 134L121 135H118L119 134ZM114 133L116 134L115 136H114ZM118 135V136H117ZM107 136V137H106ZM109 136V137H108ZM152 137V138H151ZM109 138V139H108ZM151 138V139H150ZM154 138V139H153ZM151 141H150V140ZM152 139H153V141H152ZM155 140L157 141L156 143H158V146L155 148H152L153 147V143L155 142ZM112 142V143H111ZM139 142V144H137V143ZM148 142V143H147ZM150 142V143H149ZM153 142V143H152ZM147 143V144H146ZM207 143V144H206ZM152 144V145H151ZM136 145L138 146V147H136ZM146 145H148V147H146ZM151 145V146H150ZM155 146V145H154ZM205 148H206V150L205 151H207L206 153H205V156H203V158H204V160L206 161H204V163H203V166H204V168H205V170L207 171V177H208V180H209V183H208V187H207V189H205V191L203 192V195L206 193V192H208V190L210 189V186H211V181H210V175H209V166H208V162H209V150H210V146H211V140H210V132L208 133V138H207V141L205 142ZM150 147V148H149ZM121 148V149H120ZM147 148V149H146ZM141 149V150H140ZM135 150V151H134ZM140 150V151H139ZM143 150V151H142ZM152 150V151H151ZM120 151H124L123 153L122 152H120ZM126 151V152H125ZM137 151V152H136ZM149 151V152H148ZM125 153V154H124ZM129 153V154H128ZM138 153V154H137ZM145 153V154H144ZM143 155V157H142V155ZM146 154L148 155L147 156V158H145V156H146ZM128 156V157H127ZM139 156H141V157H139ZM149 156H152V157H149ZM126 157V158H125ZM149 157V158H148ZM138 158V159H137ZM145 158V159H144ZM186 158H187V160H186ZM256 158V159H255ZM143 159V160H142ZM138 160V161H137ZM132 161H135V163H137L136 165H135V163H134V166H132ZM137 161V162H136ZM144 161H146V162H144ZM185 161H186V163H185ZM141 162V163H140ZM182 162V164H181V166H180V163ZM245 162V164L252 170V177L254 178V180H256V181H258V183L261 185H263L264 184V174H263V168H264V166H263V160L260 158V157H258V156H251V157H248V159L247 160H245L244 161ZM186 165H185V164ZM206 163V164H205ZM0 181L2 180V178H1V176L4 178L3 180H2V182H0V185H3L2 183H3V181H4V185L6 186L7 184H9L8 186H6V187H9L8 189H10L9 190V192L10 191H13V194H12V192H10V194H11V196L14 198H19V201H20V198L22 199L23 198V194H24V192H23V190H20V189H18V187H16V185H14L15 183H16V177H18L19 176V174H15V172L14 171H12L10 168L9 169H6V167H4V164H3V161H2V158H0ZM123 166H125L124 168H123ZM138 166V167H137ZM263 166V167H262ZM135 167V168H134ZM140 167V168H139ZM187 168H189V166H187L186 167V169ZM4 169H6V173L5 174H3L4 173ZM133 169H138V170H133ZM9 170V171H8ZM2 171V172H1ZM135 171H136V173H135ZM152 171V172H151ZM13 173V174H12ZM14 174H15V176H14ZM108 175V176H107ZM131 175V176H132ZM7 176V177H6ZM10 176V177H9ZM130 176V177H131ZM177 176V177H176ZM8 178V179H7ZM10 178V179H9ZM6 179V180H5ZM13 179H15V180H13ZM149 180V181H148ZM13 181H14V183H13ZM5 182H7V184H5ZM121 182V183H120ZM146 183V184H145ZM176 183V184H175ZM258 184V185H259ZM3 185V186H4ZM11 185V186H10ZM146 185V189H145V187L144 186ZM4 186V187H5ZM111 186V188H113ZM149 186V187H148ZM5 187V188H6ZM11 187V188H10ZM156 189H155V188ZM170 187V188H169ZM16 188V189H15ZM117 188V187H116ZM148 188L150 189V190H148ZM167 188H169V189H167ZM115 189V188H114ZM118 189V188H117ZM117 189H115V191H117ZM143 189V190H142ZM145 189V190H144ZM18 190V191H17ZM113 190V189H112ZM152 190V191H151ZM201 190H203V189H201ZM201 190H198V189H196V188H194V189H192V191H191V204L193 205V207H195L196 208V210L199 212V214L201 215V218L203 219V221L205 222V219H204V217H203V215H202V213H204L205 212V215L207 216V211L205 210V209H202V208H200L199 206H196L195 205V203H194V199L196 198V197H198V196H201V194L199 193ZM20 191H22L23 192V194H21L20 193ZM114 191V190H113ZM112 191V192H113ZM114 191V192H115ZM154 191V192H153ZM16 192V193H15ZM113 192V193H114ZM167 192V193H166ZM141 193V194H140ZM155 193V195L153 196V194ZM114 194H116V193H114ZM114 194H112L113 196H111V198L113 197L114 199H117V196H116V198L114 197ZM158 194V195H157ZM262 195V202H263V208L261 209V210H263L264 211V193H262L261 194ZM144 196V197H143ZM151 196V197H150ZM142 197H143V199H142ZM157 197V198H156ZM167 198H171L170 200L169 199H167ZM114 199H113V202H114ZM152 199V200H151ZM154 199H156V200H154ZM154 200V201H153ZM18 201V200H17ZM115 202L116 203H118V201H116L115 200ZM152 202H153V204H152ZM173 202V201H172ZM136 203H138V200H136ZM135 202L133 203V204H136ZM155 203V204H154ZM155 205V206H154ZM115 206H119V204L118 205H115ZM133 206V205H132ZM149 207H151V208H149ZM115 208V207H114ZM120 208V207H116L115 209H114V214H111V215H114V217H115V219H116V217L119 215L118 213L119 212H121V211H119L118 209ZM141 208V209H140ZM117 209V211H119V212H115V210ZM127 210H129V208L128 209H125L124 210V217H126V222L124 221V220H122L123 218H121L120 216H122V215H119V217H118V220L120 219V221L122 220V221H124V222H119L118 220L116 221L115 219H114V217L112 216L111 217V220H112V218H113V220L112 221H114V222H112V223H114V224H112V227L113 228H117V230L119 229V226L122 228V227H124L123 225H121L122 223H125L126 225H132L131 227H133V224H132V221L131 220H133V219H130L131 217L133 218V216H131V215H133V213H131V211L128 213V211ZM139 210H140V212H142L141 210H151V211H149V212H146V211H144V212H142L141 214L140 213H138L139 212ZM158 210V211H157ZM127 211V212H126ZM152 211H154V213H155V215L154 214H152ZM157 212V213H156ZM161 214H160V213ZM115 213H117V214H115ZM148 213H150V214H148ZM122 214V213H121ZM137 214H139L140 215V217L137 215ZM144 214V215H143ZM149 216H148V215ZM160 214V215H159ZM115 215H117V216H115ZM130 215V216H129ZM134 215V216H135ZM154 215V216H153ZM128 216V217H127ZM147 218H146V217ZM150 216H152V217H150ZM161 216V217H160ZM139 217V218H138ZM143 217H145V218H143ZM155 217H156V219H155ZM128 218V219H127ZM140 218H142V219H140ZM151 218V219H150ZM130 219V220H129ZM154 219V220H153ZM144 220H147V223H146V221L144 222ZM207 220H208V218H207ZM130 221H131V223H130ZM115 222H119V224L117 225ZM184 222V223H183ZM204 222H203V224H204ZM129 223V224H128ZM186 223V224H185ZM116 224V226L117 227H115L114 225ZM185 224V228L183 227V225ZM205 224H206V222H205ZM205 224H204V228L206 229V227H205ZM125 225V226H126ZM96 226V228H98V226L97 225H95ZM130 227V228H131ZM182 228V229H180V231H182L183 229V231H182V233H180V231L178 230V228ZM95 228V229H96ZM127 228V226L126 227H124V229L123 230H125ZM129 228V227H128ZM129 228V229H130ZM99 229V228H98ZM98 229H96V230H94L95 231V235L98 233ZM187 229V230H186ZM96 231H97V233H96ZM126 232H128L127 230H125ZM186 231V232H185ZM188 231V232H187ZM115 232V234H114V236H113V240L114 241H117L116 240V238H118L119 236V234H122V233H119L118 232V235H117V231L115 230L114 231ZM130 232V231H129ZM128 232V233H129ZM128 233H127V236H128ZM186 233V234H185ZM207 233H208V230H207ZM117 237H116V236ZM115 237V238H114ZM189 237V238H188ZM163 239H165V240H167V243H166V245L168 244L169 246H167V247H169V248H167V249H169V250H164V252H163V250L160 248V247H157V248H155V246H154V244H156L158 241H163ZM130 242L129 243H131V238L129 237V239H128ZM112 242V240H111V242H112V244H115L116 243V245H117V242ZM123 241H125V240H123ZM127 241V240H126ZM128 242V241H127ZM128 243V244H129ZM208 243L210 244V242H209V239H208ZM111 244V245H112ZM151 245H153V246H151ZM165 244H163V247L164 246H166ZM247 245V244H246ZM96 246H97V244H96ZM98 247V246H97ZM96 247V248H97ZM162 247V246H161ZM97 250V249H96ZM245 251H244V253L246 254V251H247V249L245 248L244 249ZM166 251V252H165ZM97 252V251H96ZM98 254L99 253H95V257L96 258H98V257H102V256H98ZM197 254V255H196ZM157 255V256H156ZM105 257H106V254L104 255ZM103 256V257H104ZM194 256H195V258H194ZM201 257V259H200V257ZM164 257V256H163ZM213 257V258H212ZM107 258V257H106ZM106 258H101V259H99V260H102V261H104L103 259H105V261L104 262H102V264L104 263L105 264V262H107L106 261ZM189 258H191V259H189ZM192 258H194V259H192ZM198 258V259H197ZM95 259V258H94ZM188 259V261L190 260V262H188V261H186ZM196 259V260H195ZM99 260H94V262H96V264H101L100 262H98ZM108 260V259H107ZM191 260H193L192 262H191ZM205 260V261H204ZM161 261H162V259H161ZM93 262V264H95ZM187 262V263H186ZM243 264H245L244 262H242ZM106 264H108V263H106ZM198 264H200V262L198 263ZM222 264V263H221ZM248 264V263H247Z\"/></svg>",
	"mask_w": 264,
	"mask_h": 264
},
{
	"label": "built area",
	"instance_id": "3",
	"mask_svg": "<svg viewBox=\"0 0 264 264\" xmlns=\"http://www.w3.org/2000/svg\"><path fill=\"white\" fill-rule=\"evenodd\" d=\"M209 31L210 82L205 91L191 90L188 111L203 109L209 119L211 186L194 203L207 211L210 244L222 242L231 228L239 230L248 246L245 262L259 264L264 211L255 205L258 181L244 161L255 155L264 166V120L237 106L264 100V0H210Z\"/></svg>",
	"mask_w": 264,
	"mask_h": 264
}]
</instances>
